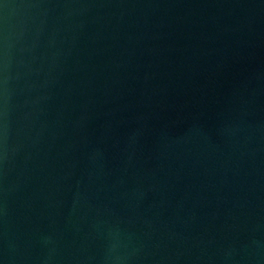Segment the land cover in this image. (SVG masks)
<instances>
[{"label": "water", "instance_id": "obj_1", "mask_svg": "<svg viewBox=\"0 0 264 264\" xmlns=\"http://www.w3.org/2000/svg\"><path fill=\"white\" fill-rule=\"evenodd\" d=\"M0 264H264V0H0Z\"/></svg>", "mask_w": 264, "mask_h": 264}]
</instances>
